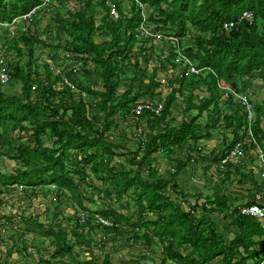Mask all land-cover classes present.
<instances>
[{
  "label": "trees",
  "instance_id": "obj_1",
  "mask_svg": "<svg viewBox=\"0 0 264 264\" xmlns=\"http://www.w3.org/2000/svg\"><path fill=\"white\" fill-rule=\"evenodd\" d=\"M139 1L150 9L147 21L154 32L190 37L181 44L203 69L201 75L183 69L172 74L179 69L175 47L136 37L144 18L135 0H113L117 20L110 17L105 0H77L74 8L52 11L53 27H47L58 52L72 56L68 61L73 64H65L63 74L75 83L73 91L50 65L39 71L36 52L53 46L41 37L38 14L29 21L27 33L18 27L10 38V30H0V58L11 62L9 86L19 87L8 96L0 85V154L15 162L10 172L0 169V194L14 189L23 196L31 190L35 197L52 194L56 202L46 205V219L55 209L47 223L22 204L5 217L17 224L5 255L31 256L29 249L39 255V246L27 244L25 238L33 227L53 246L39 255L38 264H53L58 257H65L66 264H264L263 224L240 214L242 205L232 203V195L223 190L243 186L249 205L254 192L264 187L254 170H233L232 164L227 172L221 170L224 154L234 148L248 123L247 110L233 94L225 99L221 86L235 93L252 92L257 81L264 87V0ZM44 2L0 0V23H11ZM245 12L253 14L252 22H239ZM236 21L235 28L224 30L225 23ZM155 50L168 52L166 59L148 68L145 60L155 58ZM75 63L82 65L78 74L83 75L76 81L69 70ZM161 74L170 80L165 98L158 92ZM184 95L185 118L177 121L172 109ZM145 101L163 103L162 113H137ZM252 104L253 132L263 144L264 97ZM17 131L31 134L23 143L19 136L16 144ZM216 131L224 133L221 151L219 147L207 156L204 141L212 140ZM160 153L173 160L175 173L168 179L156 159ZM191 162L202 163L204 173L215 169L209 180L214 193L188 194L181 187L177 176ZM99 201L102 208L97 209ZM64 205L70 211H63ZM98 217L110 225H102ZM124 241L131 249L141 247V254L117 258ZM76 247H82L85 259L80 260Z\"/></svg>",
  "mask_w": 264,
  "mask_h": 264
},
{
  "label": "rangeland",
  "instance_id": "obj_2",
  "mask_svg": "<svg viewBox=\"0 0 264 264\" xmlns=\"http://www.w3.org/2000/svg\"><path fill=\"white\" fill-rule=\"evenodd\" d=\"M77 5H78L77 0H63L61 2L56 1L53 3V5H51L53 7L48 5L44 11H42L41 13H38V18H39L38 24H39V31H40L41 37L44 40H47V42L49 43V46H53V47H47L44 49H39L36 52V56L38 60L37 64H38L40 73H43L45 71L46 65H50V64L63 65L64 64V66H66L65 64L67 65H71V63L73 64V62L68 61V59H71V57H66L63 51L58 52V49L55 45L56 44V40L54 38L55 35L54 33L50 34L51 29H49L47 25L50 24V22L52 21V18L54 17V15L52 17V11L54 9L58 11V8H60V10L62 11V10H66L69 8H74ZM97 10H98V13H101L100 8H98ZM100 17L101 16L99 14V18ZM50 25H52L53 27V24H50ZM150 27L151 29L153 28L152 24H150ZM15 32L13 31L10 32V38L16 35ZM160 44L161 43L155 42L153 45L159 46ZM8 57L9 58L13 57V55L9 54ZM78 76L82 77L83 75L78 74ZM163 76L164 74H161L160 77H163ZM88 82L86 83L88 84ZM18 88L11 87L9 86V84L6 86H3V90L6 92L8 96H12L15 90H17L18 92ZM170 91H171V88L169 86H166L165 84L161 86L160 90H158V92H161L163 97L167 96L170 93ZM195 93L198 94V91H196ZM252 93H253L252 95L254 96V100L256 101H259L260 99L264 97V87L260 81L255 82ZM86 99L89 100L87 96H86ZM185 103H186L185 95L178 102L175 103L174 108L172 109V118L174 120L180 121L183 118H185L183 115V112L185 110ZM194 113L196 114V112ZM185 116L187 118L188 115H185ZM129 126L130 128H134V122H130ZM144 128H145V131H148L146 127ZM229 132L227 133L228 135H229ZM29 134L31 133H28L27 135L25 133L21 135V133L17 131L14 134V139H16L15 143L20 144V142L17 139L20 137H21L20 139L22 143L26 142V139H27L26 137H29ZM214 134H215V137L212 140L204 141L205 142L204 152L207 156H210L214 152L215 149L219 148L220 146L222 147V141L224 140L223 139L224 133L216 131ZM231 137L232 136H229L228 138L231 139ZM132 144L133 143H129L128 145H132ZM221 147L219 149L220 151H221ZM156 159L159 162L161 173H163V175L161 174L162 176L165 175L168 179L171 176V174L175 173L173 160H169L162 153L158 154ZM14 166H15L14 161H10L6 157H3L2 154H0V169L1 170L10 172ZM214 170L215 169H212L210 172L204 173L202 163L197 164L195 162H191L188 165V167L186 169H183L180 172V174L177 176V181L180 183L181 187L187 191L188 194H194V193L200 192V193H204V196H206L207 194L213 193V188L209 187L210 184L208 183L211 182L209 180H211L212 178L211 176H213L212 172ZM95 183L98 186L101 185L100 182H95ZM203 185H205L206 187L205 186L203 187ZM242 187L243 186H238L237 184H234L233 186L224 187L226 189H223V190H226L227 194L229 195H235L241 199H245V196L247 195V190ZM13 190L9 189L8 191H6L7 193L0 194V264H3V262L6 264H26V263L38 264V261L41 260L42 258L41 256H39L40 254L44 253L45 250L49 248L50 249L52 248L53 250V246H52V242L50 238L47 235L43 234V232H41L39 228L32 227L30 232L25 235V238H26L27 244H31V245L37 244L39 246L37 248L40 251L39 255H38L37 250L29 249V252H32L31 256H27L26 254L14 252L13 257L8 259L5 255V252H6L5 247L7 244H10L9 240H11L12 236L16 234L15 232L17 231L16 229L17 224L10 223L5 217H10L11 215H14L12 213L17 211V207H19V204H22L20 205V207L27 209L30 212V214L34 215V217L38 216L37 218H39V222L47 223V221L52 220V217L54 215L53 211L55 209L53 208V211H50V214H48L49 217L46 219V216H45L46 205H50L51 203V206H52V202H54L53 201L54 196L51 194L46 197L44 194L40 193L39 196L35 197V195L31 193V190H27L26 194L22 196L20 193H15V191ZM91 196L92 197L94 196L95 200H97V198L95 197V193L92 194ZM230 198L233 199V197H230ZM112 203L114 207H119V202L112 200ZM12 205L14 207L13 209L10 210V206ZM85 206L89 207L90 205L86 203ZM100 208H102V201L98 202L97 209H100ZM70 209L71 208H68V206H65V205L63 206V211L65 212L70 211ZM259 222L262 223L264 226L263 221L260 220ZM220 227L221 225H219V228ZM93 236L94 234H92V237ZM262 240L264 241L263 237H262ZM124 242L126 244V245L123 244L125 245L124 246L125 249L122 248L119 254H116L117 258L123 257L128 260L131 258H135L137 255L141 254V250H140L141 247L140 248L132 247L131 249L130 246L127 245V242L126 241ZM75 249H76V252L80 254L79 255L80 260H83L86 258V254L82 251V247H76ZM50 255L51 253H49V256ZM61 263L66 264L68 263V260L65 257H58L53 261V264H61Z\"/></svg>",
  "mask_w": 264,
  "mask_h": 264
},
{
  "label": "built area",
  "instance_id": "obj_3",
  "mask_svg": "<svg viewBox=\"0 0 264 264\" xmlns=\"http://www.w3.org/2000/svg\"><path fill=\"white\" fill-rule=\"evenodd\" d=\"M57 0H45V2L38 8L32 10L30 13L16 18L11 23H0V30H10L15 32L18 27L23 32H28L29 30V21L32 19L34 15H37L39 13V10L45 9L48 5H50L51 2H56ZM137 4H139L142 15L144 18V23L141 24L138 32H137V38L142 39H156L158 42L161 40H164L166 43H171L177 52V56L175 57V63L179 66V69L172 74L179 75L181 69L185 70L188 75L191 76H198L203 73V69L197 68L195 63L192 61V59L184 53V47L181 44V41L190 40V37L187 36L184 39L175 37V36H168L166 37L162 33L154 32L151 27L150 23L147 21V13L149 12V7L146 4L141 3L139 0H135ZM106 4L110 7V17L117 20L120 16L119 11L117 10L116 6L113 3V0H105ZM248 20L249 22H252L253 14L251 12H245L241 18L239 19V22L242 20ZM238 21L236 22H227L224 24V30L230 31L231 29L235 28L238 24ZM157 54H156V53ZM155 58L152 60H145L146 66L148 68H152L154 65L160 64L163 60L166 59V54L160 53V51L155 50ZM149 55V53H148ZM66 57H72L69 54L65 55ZM148 59V58H147ZM10 61L9 59L4 55L0 58V85L6 86L10 84L12 79L11 74V68H10ZM51 70L55 75L59 74L62 77L63 85L70 90H76V85L73 82V80L70 79V77H67L63 74L64 70V64H50ZM82 68V65L80 63H75L73 67L70 68L71 72L75 77H71L76 81V76H78L79 70ZM159 81L162 83V85H166L170 87V80L164 74L163 77H160ZM223 90H225L224 98L226 99L230 94L234 95V98L236 101H239L241 105L247 110V127L246 132L243 134V136L236 142L234 148H232L229 152L224 154L225 156L221 160V170L224 172L227 170V166L229 164L233 165V170L241 169V170H254L256 172V178L259 182V184L263 185L264 187V142L263 144L259 143L257 140L254 132H253V125L256 120V114L252 110L253 102H260L254 100V96L252 95V92L248 93H235L233 91V88L227 87V86H221ZM85 96V95H84ZM167 97V96H165ZM164 97V98H165ZM143 109H150L151 111L155 112L156 114H161L163 111V103H156L153 102L152 104L150 102H143L137 106V113H141ZM254 203L253 204H245L242 205L239 208L240 214L247 217H253L257 220H261L264 222V190L255 191L253 195ZM84 214V213H83ZM99 222L104 226H109L110 223L105 220L103 217H98Z\"/></svg>",
  "mask_w": 264,
  "mask_h": 264
},
{
  "label": "crops",
  "instance_id": "obj_4",
  "mask_svg": "<svg viewBox=\"0 0 264 264\" xmlns=\"http://www.w3.org/2000/svg\"><path fill=\"white\" fill-rule=\"evenodd\" d=\"M209 184V183H208ZM211 185V184H210ZM205 185H203L204 187ZM222 187V184L220 185ZM206 187V186H205ZM214 193V192H213ZM233 199H231V202L234 203L235 205H245L247 200L245 201L244 199L239 198L238 196L232 195ZM241 207V206H240Z\"/></svg>",
  "mask_w": 264,
  "mask_h": 264
}]
</instances>
